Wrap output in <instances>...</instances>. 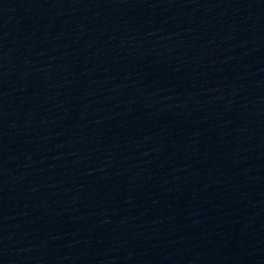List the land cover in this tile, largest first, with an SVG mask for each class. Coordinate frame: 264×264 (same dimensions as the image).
<instances>
[{
  "label": "water",
  "instance_id": "1",
  "mask_svg": "<svg viewBox=\"0 0 264 264\" xmlns=\"http://www.w3.org/2000/svg\"><path fill=\"white\" fill-rule=\"evenodd\" d=\"M0 264H264V0H143L0 190Z\"/></svg>",
  "mask_w": 264,
  "mask_h": 264
}]
</instances>
